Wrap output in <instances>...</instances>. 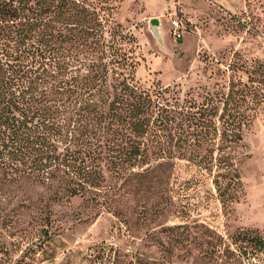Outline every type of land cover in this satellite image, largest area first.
Masks as SVG:
<instances>
[{
	"label": "rangeland",
	"instance_id": "374dc122",
	"mask_svg": "<svg viewBox=\"0 0 264 264\" xmlns=\"http://www.w3.org/2000/svg\"><path fill=\"white\" fill-rule=\"evenodd\" d=\"M114 6L138 38L142 87L203 101L264 65V0H88ZM182 37L175 39V22ZM264 93V87H263ZM230 150L239 183L219 189L217 162L153 161L128 183L109 178L106 205L50 198L28 183L0 200V264H264V99ZM177 149V148H176ZM202 155H209L202 149ZM179 154V153H177Z\"/></svg>",
	"mask_w": 264,
	"mask_h": 264
},
{
	"label": "trees",
	"instance_id": "16d2710c",
	"mask_svg": "<svg viewBox=\"0 0 264 264\" xmlns=\"http://www.w3.org/2000/svg\"><path fill=\"white\" fill-rule=\"evenodd\" d=\"M115 14L88 0H0V200L24 182L49 199L106 205L109 178L128 183L138 168L143 177L153 161L177 159L217 162L227 171L215 176L219 189L239 183L230 150L264 99V76L232 79L201 102L144 88L138 38Z\"/></svg>",
	"mask_w": 264,
	"mask_h": 264
},
{
	"label": "built area",
	"instance_id": "2783aa9c",
	"mask_svg": "<svg viewBox=\"0 0 264 264\" xmlns=\"http://www.w3.org/2000/svg\"><path fill=\"white\" fill-rule=\"evenodd\" d=\"M182 31H181V25H180V22L179 21H176L175 22V28H174V31H173V35H174V38L175 39H179L182 37Z\"/></svg>",
	"mask_w": 264,
	"mask_h": 264
}]
</instances>
